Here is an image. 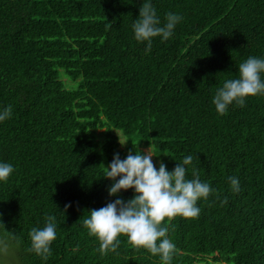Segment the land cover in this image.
Returning <instances> with one entry per match:
<instances>
[{"label": "trees", "instance_id": "obj_1", "mask_svg": "<svg viewBox=\"0 0 264 264\" xmlns=\"http://www.w3.org/2000/svg\"><path fill=\"white\" fill-rule=\"evenodd\" d=\"M144 2L162 23L183 17L150 52L132 27ZM250 56L264 58V0H0V111L12 106L0 162L14 167L0 182V222L22 241L21 263L161 264L123 236L101 255L83 226L90 210L134 198L110 196L101 165L135 154L134 143L151 146L157 170L191 155L188 178L196 168L220 194L198 201L197 218L171 220L172 264H264V95L224 115L212 103ZM46 215L57 238L44 261L25 249Z\"/></svg>", "mask_w": 264, "mask_h": 264}, {"label": "clouds", "instance_id": "obj_2", "mask_svg": "<svg viewBox=\"0 0 264 264\" xmlns=\"http://www.w3.org/2000/svg\"><path fill=\"white\" fill-rule=\"evenodd\" d=\"M182 19V16L169 12L162 23L152 3L144 2L132 26L135 39L141 43L146 41V52H150L153 38L168 40ZM237 67L238 76L225 80L213 97L212 103L220 115L226 114L233 103L243 107L247 97L264 95V58L250 56ZM11 115L12 106L9 105L0 111V122L10 119ZM119 142L122 146L128 143L120 136ZM133 145L137 149L135 154L129 151L122 160L117 153L108 166L101 165L104 172L102 178L112 181L109 195L119 197L122 190L134 189V198L127 201L117 198L104 207L90 210L89 215L83 219V226L88 229L90 236L98 239L97 251L101 255L117 252L121 245L120 237L123 236L132 247L143 248L154 256L158 255L161 264H172L177 249L168 235L171 220L177 216L197 218L201 211L198 201L208 200L213 194L219 199L220 194L209 182L201 181L198 169L192 168V178H188L186 166L193 163L191 155L178 162L172 171L163 162L157 170L153 162L156 155L151 146L142 153L139 145ZM13 172L12 164L0 162V182L6 183ZM229 182L231 191L239 193L238 178L230 177ZM221 204H227V197H224ZM69 207L70 204L66 205L64 211ZM44 219L43 227H33L28 233L30 246L25 251L47 261L52 254L51 245L57 238V225L54 215H46ZM0 227L3 228L0 234V255L7 256L22 241L14 232L8 231L2 222Z\"/></svg>", "mask_w": 264, "mask_h": 264}, {"label": "rangeland", "instance_id": "obj_3", "mask_svg": "<svg viewBox=\"0 0 264 264\" xmlns=\"http://www.w3.org/2000/svg\"><path fill=\"white\" fill-rule=\"evenodd\" d=\"M69 84L74 85V82L68 80V78L64 77ZM122 146V145H121ZM124 147V146H122ZM149 148H144L147 151ZM0 264H23L19 258V252L16 249H13L7 256L0 255Z\"/></svg>", "mask_w": 264, "mask_h": 264}]
</instances>
